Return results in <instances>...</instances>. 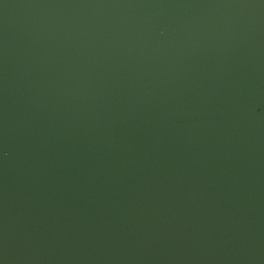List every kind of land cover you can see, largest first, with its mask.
I'll use <instances>...</instances> for the list:
<instances>
[{
	"label": "water",
	"instance_id": "95a60500",
	"mask_svg": "<svg viewBox=\"0 0 264 264\" xmlns=\"http://www.w3.org/2000/svg\"><path fill=\"white\" fill-rule=\"evenodd\" d=\"M0 264H264V0H0Z\"/></svg>",
	"mask_w": 264,
	"mask_h": 264
}]
</instances>
